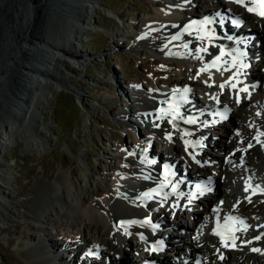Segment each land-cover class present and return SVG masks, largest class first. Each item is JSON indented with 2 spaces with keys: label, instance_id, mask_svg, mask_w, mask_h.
Returning a JSON list of instances; mask_svg holds the SVG:
<instances>
[{
  "label": "bare ground",
  "instance_id": "6f19581e",
  "mask_svg": "<svg viewBox=\"0 0 264 264\" xmlns=\"http://www.w3.org/2000/svg\"><path fill=\"white\" fill-rule=\"evenodd\" d=\"M42 1L0 0V42L3 43L2 40L7 41L8 46V51L5 52L6 62L0 64V104L6 106L1 107L0 105L3 108L0 110V181L7 186L9 185L7 176L10 173L8 166L3 163L4 150L9 142L20 141L26 143L24 148L26 151L33 149L29 145V140L37 139V137L25 136L29 134L27 133L29 132L28 126L31 124L27 116L28 113L30 110L42 109L41 105L48 99L47 96L52 99L62 90L60 79L56 76L58 70L56 65L59 61L62 62L61 66L67 68L70 65H73L72 67L81 65V61L84 59L81 53L76 52L75 48L72 51L71 45L66 39V33L63 31H60L59 34L56 33L53 42L47 44L44 38L47 27L42 25L41 21L46 12L44 10H54L55 4L53 3L55 0L48 1V3ZM199 1L193 0L195 4H198ZM57 2H59L58 6L65 12L66 8L75 10L76 21L72 22L69 14L68 19L63 22L67 27L68 34H72V38L80 41L76 36L86 32L84 21L88 19L85 9L79 6L80 0H60ZM83 2H86L87 6L94 4V0H84ZM207 2L220 4L221 10L228 14L237 13L250 19L254 34L261 41L264 51V21L246 11V6L251 5L249 0H241L240 3L237 0H207ZM218 8L219 6L212 5V9L217 10ZM176 11L187 12L183 7ZM195 13L197 15V12ZM158 14L155 17H150L154 25L151 27L147 24L145 27L147 32L156 30L160 32V35L155 33L153 39L148 38L146 41L149 48L154 52L174 57L173 60L162 59L163 62L161 61L165 66L174 70L173 74L175 75L171 80L172 86L169 89L171 92L166 94L167 98L165 99H169L172 91L177 87L193 88L198 84L204 86L202 81L206 75L209 82L213 83V87L208 94L207 89H202L205 101L215 103L221 96L220 101L229 103L236 108L229 122L223 123L219 127L218 137L220 139L214 141L218 151H207L199 159L193 155L188 147L187 149L185 147V141L189 137L184 135L182 130L186 126L179 124L180 121H184L185 116L173 121L176 125L174 128L173 124L168 122L172 119V115L168 113L174 114L173 110L168 108L161 111L159 110L161 103L155 102L142 105V108L146 109L147 115L151 117V128L158 140L157 148L164 146L163 150L171 153L168 160L172 164L176 161L179 168H182L179 165V160L184 157L189 161L190 169L195 176L201 178L212 175L214 181L218 183L215 199L212 200L209 197L205 200L204 203L207 208L204 211L194 210V224L191 228L187 225L186 227H176L174 224L176 227L174 231L184 235V237L174 241L175 244L178 243L176 254H181L183 250L181 248L186 246L193 259L203 257L201 264H264L263 253L242 254L240 251L218 250L217 248L220 246L216 242L217 238L212 236L217 223L225 215L231 212H239L240 206L237 205L236 207L235 204L242 197L252 195L260 198L264 196V175L260 174L264 170V135H261L264 133V58L262 65H254L257 67V71L253 73L255 82H260L256 92L242 95L237 91L238 86L232 87L233 82L221 90L217 84L227 80L234 69L216 63L219 70L209 73V68L205 66L211 65L214 60L212 57L214 55L220 56V49L228 48V46H220L214 39L211 41L198 39V36L188 26L187 16L181 21L173 17L175 12L171 10L160 14V16ZM187 15L189 14L187 13ZM167 22H170L168 27L164 26ZM174 26L180 32L177 36ZM56 31L59 32V30ZM57 39H62L63 42L67 43L68 51H66L67 48L59 47ZM202 47L207 48V51H198ZM39 49L41 51L46 50L47 53L40 55L38 54ZM222 60H224L225 65H228L230 56L225 55ZM197 69H205L200 75L199 81L193 78L195 73L193 70ZM251 71H254V68ZM33 90L40 95L37 93L39 96L35 99L32 98L31 102L25 106L26 98L30 97L29 94ZM106 96L109 95L104 96L103 94L101 99L106 100ZM139 97L140 95L136 93L131 96V100L134 101V98ZM237 100H239L238 103H236ZM11 108H14L15 113L11 111ZM18 113L24 115L23 121L26 125L23 126L18 121L16 122L14 118ZM33 114L35 113L33 112ZM125 114V112H121L123 117ZM37 121L38 119L35 122ZM34 130L36 133V126H34ZM169 134L172 137L171 141L167 139ZM138 135L148 141V136L145 134L138 131ZM145 148H148L147 143L142 150L145 151ZM127 152H129L127 148H119L117 151V170L112 177L111 186L100 192L102 197L99 200L93 196L95 191L91 192L86 185H81L77 179L72 178V173L66 174L60 171L47 184L40 182L42 186L46 187L44 197L30 212L27 211L29 215L25 219L27 221L26 226L34 231L33 233L36 232L35 236L38 235L36 246L32 245L23 254L26 264H65L66 262L70 264L73 259H77V256L69 254L75 250H80L81 253H93L98 249L102 251L101 255L97 257L98 259L86 256L81 259V264L92 262L118 264L123 261V258L129 257V253H132L130 258L133 264L141 263L140 260L142 259L154 257L150 253L148 243L157 231L153 229L148 232L146 222L149 224L152 221L151 227H154L155 222H162L159 220L162 219L163 211L158 205L163 198H159L154 190H156L155 187H160L161 183H166L165 176H163L165 173L160 168L156 170L157 165L151 166L145 158L142 160L143 164L140 165L131 156H127ZM154 153L152 152L153 155H155ZM192 156L197 158L194 162ZM206 161L209 162V167L205 164ZM182 162L180 161V163ZM82 176L86 181L91 179L86 167L82 170ZM240 178L246 179L248 187L242 193L240 191ZM236 179L239 182V187H236ZM94 187H96V183H94ZM125 190L130 192L129 199L124 196L123 191ZM11 193L9 188L0 187V214L5 220L14 215L13 211L6 207L7 203L12 204ZM146 193L153 194L145 196ZM146 200L149 201V206L147 210H144L139 206V203L146 202ZM121 227H129V229L124 230ZM250 237L253 235L245 234V240ZM58 240L60 243H65L64 248H70L66 257L63 254H61L62 257H57V252H54L62 247V244L57 243ZM180 243L184 245H180ZM250 246H255V243ZM49 248L53 249V252ZM59 250L62 251L61 248ZM222 254L225 257L220 262L217 257ZM115 255L118 256V259H115Z\"/></svg>",
  "mask_w": 264,
  "mask_h": 264
},
{
  "label": "rangeland",
  "instance_id": "374dc122",
  "mask_svg": "<svg viewBox=\"0 0 264 264\" xmlns=\"http://www.w3.org/2000/svg\"><path fill=\"white\" fill-rule=\"evenodd\" d=\"M48 1L53 0L42 2ZM57 1L60 0H55L54 6L62 9ZM162 2L163 0H94V4L88 6L92 14L86 19V23L91 24V27L85 28L86 32L82 34L85 35L86 41H76L74 44L76 52L81 53L84 58L81 65L65 68L61 66L62 62L56 63V76L60 79L62 90L51 100L44 101V109L37 110L35 114L34 110L29 112L30 116L38 119L37 122L29 121L31 124L27 133L30 135H25L37 137L29 140L33 149L26 151L25 142H9L3 152V163L8 166L10 173L7 176L10 186L0 181V187L9 188L12 192V204L7 203L6 207L13 211L14 215L6 218V221L0 214V264H26L23 254L36 244V232L33 233L34 231L26 226L25 219L29 215L27 211L30 212L44 197L46 187L40 182L47 184L60 171L72 173V178L77 179L81 185H86L91 192L94 190L93 196L99 200L102 197L100 192L111 186L118 165L116 153L119 148L126 145L133 151L134 157V153L141 152L142 137L136 129L122 126L119 121L118 114L120 109H123L120 97L124 91L132 92L140 85L145 89L150 86L155 89L159 86V81L169 78L171 81L172 77H175L174 70L165 68L162 63V59L169 57L145 47L146 39L137 41L147 33L143 27L145 20L165 11L159 7ZM80 3L81 0L79 6ZM44 11L46 12L41 23L47 27L44 38L48 44L53 42L56 33L59 34L66 27L63 21H66L67 17L57 10ZM108 15L119 18L123 15L122 27L118 28L117 23L108 18ZM2 41L4 44L0 42V64L6 62L5 52L8 51L7 41ZM45 51L39 49L38 54H46ZM115 62L122 64L119 71ZM111 79L116 80L115 84ZM35 92L33 90L29 94L30 97L26 98L25 106L32 98L40 95ZM103 94L110 97L106 96L107 99L102 100ZM0 105L2 107L4 104ZM1 107L0 110L3 109ZM135 108L136 105L131 104L130 109ZM134 117L129 116V119L137 120ZM14 119L24 126L22 113ZM34 126L37 128L36 133ZM138 128L139 133L146 134L142 125H138ZM84 167L91 176L87 181L82 176ZM260 174L264 175V170ZM260 198L264 199V196ZM262 202L261 208L259 207L258 211L256 208L255 213L249 216L251 220L259 216V220L264 219V201ZM259 203L260 200H256L253 208L251 204L246 206V209H254ZM243 211L248 216V210ZM187 224L191 227V223ZM173 233L176 237H170L178 238V233ZM57 243L60 244V241ZM130 255L132 256V253H129V257Z\"/></svg>",
  "mask_w": 264,
  "mask_h": 264
},
{
  "label": "snow or ice",
  "instance_id": "6c2138e0",
  "mask_svg": "<svg viewBox=\"0 0 264 264\" xmlns=\"http://www.w3.org/2000/svg\"><path fill=\"white\" fill-rule=\"evenodd\" d=\"M237 2L240 3L241 0H237ZM261 2H262V4H264V0H261ZM248 11H249V12H252L253 9H252V8H248ZM259 15L264 16V11L260 12ZM192 27H193V25H189V28H192ZM199 31H201V32L203 31L202 27L199 29ZM197 38L200 39V40L208 39L209 41H211V40L213 39L212 35H211V34H207V33H205V34H203V35H198ZM185 47H187V46L185 45ZM198 51L206 52V51H207V48H203V47H202V48L198 49ZM225 55L233 56L232 67H237L238 58H239V57H242V56H243V53H239V52H235V53H226L225 50H224L223 48H221V49H220V56L216 57V60H213L211 65H206L205 67H206V68L215 67V66H216V62H217L218 60H220V59H221L223 56H225ZM239 67H244V65H243L242 62L239 63ZM204 70H205V69H201V71H204ZM217 70H219V69H217ZM225 70H228V69L225 68ZM220 87L223 88L224 85H220ZM232 87L235 88V84H233ZM188 91H189V89H187V88L184 89V92H185V93H187ZM240 91H246V89H240ZM170 107H171V105H170ZM168 114H169V115H172V119H170L168 122H169L170 124H173V127L175 128L176 125L173 123V121L176 120V119L181 118V117L179 116V112L176 111L174 114H173V113H168ZM221 115H223V114H221ZM185 122H186V123H195V120H194V119H189V120H186ZM184 135H189V133H184ZM261 135H264V133H261ZM167 139H168L169 141L172 140V137H171L170 134L167 136ZM189 146L195 147L196 145H190V142H189V141H185V147H186V149H187V147H189ZM148 163H149V164H152V163H155V161H148ZM165 173H166V178H167V174H168V168H167V166H165ZM169 183H171L170 178L167 179V182H166V183H161L159 189H156V190H154V191H155L156 193L161 192V191L163 190V188H165V187L168 186ZM176 187H177V185H175V184L172 185L173 192L176 191ZM246 190H247V189H246ZM152 194H153V193H146L145 196H151ZM200 194H201V195L203 194V189L200 190ZM195 195H196L195 193L189 194V196H188V201H189V203L192 202V200L195 198ZM164 198H165V199L167 198V194H166V193L164 194ZM225 219H226V222H227V220L232 219V218H231V217H227V218H225ZM237 219H238V218H237ZM146 223H147V222H146ZM241 223H242V221H241ZM214 234H216V235H220V236H221V240H222V242H224V236H223L221 233H219V232H214ZM256 239L258 240V239H260V237H256ZM253 251H254V252H258V251H260V250H259V249H256V248H253Z\"/></svg>",
  "mask_w": 264,
  "mask_h": 264
},
{
  "label": "water",
  "instance_id": "95a60500",
  "mask_svg": "<svg viewBox=\"0 0 264 264\" xmlns=\"http://www.w3.org/2000/svg\"><path fill=\"white\" fill-rule=\"evenodd\" d=\"M12 112H13V113L15 112V111H14V108H13V111H12Z\"/></svg>",
  "mask_w": 264,
  "mask_h": 264
}]
</instances>
